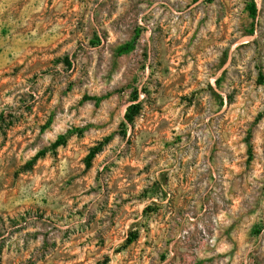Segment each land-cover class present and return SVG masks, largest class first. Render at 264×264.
<instances>
[{
	"label": "rangeland",
	"instance_id": "374dc122",
	"mask_svg": "<svg viewBox=\"0 0 264 264\" xmlns=\"http://www.w3.org/2000/svg\"><path fill=\"white\" fill-rule=\"evenodd\" d=\"M252 2L0 0V264H264Z\"/></svg>",
	"mask_w": 264,
	"mask_h": 264
},
{
	"label": "trees",
	"instance_id": "16d2710c",
	"mask_svg": "<svg viewBox=\"0 0 264 264\" xmlns=\"http://www.w3.org/2000/svg\"><path fill=\"white\" fill-rule=\"evenodd\" d=\"M249 11L252 15V17H256L258 14V8H257V4L254 2H252V4L249 6ZM134 48V42H130V43H126L122 46H120V48L118 49L117 53L119 55H126L128 53H130ZM133 104H131L128 108H127V112L125 114V119L127 122L129 123H133L135 120V116L138 114L139 112V108L141 106V102L139 101V96L138 93L135 94V96L133 97L132 100ZM135 111V114H132V112ZM80 131V130H79ZM73 134V132H69L67 135H62L60 136L57 141L52 145L53 148H57L59 146L64 145L67 140L69 139V137ZM47 150H43L41 152L38 153V155L36 156V158L44 156L46 154ZM93 157V154H92ZM33 163H30L28 167H32ZM137 239V236L132 237V239L128 240V243L131 244L133 243L135 240Z\"/></svg>",
	"mask_w": 264,
	"mask_h": 264
},
{
	"label": "bare ground",
	"instance_id": "6f19581e",
	"mask_svg": "<svg viewBox=\"0 0 264 264\" xmlns=\"http://www.w3.org/2000/svg\"><path fill=\"white\" fill-rule=\"evenodd\" d=\"M238 44V43H237ZM240 44H238L237 46H239Z\"/></svg>",
	"mask_w": 264,
	"mask_h": 264
}]
</instances>
